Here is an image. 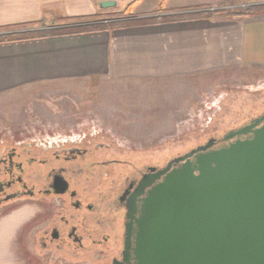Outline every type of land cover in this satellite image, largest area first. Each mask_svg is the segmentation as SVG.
Returning <instances> with one entry per match:
<instances>
[{
    "label": "crops",
    "instance_id": "0c3cea01",
    "mask_svg": "<svg viewBox=\"0 0 264 264\" xmlns=\"http://www.w3.org/2000/svg\"><path fill=\"white\" fill-rule=\"evenodd\" d=\"M100 1L0 0V34L128 22L1 42L0 97L36 83L92 77L110 89H179L181 97L191 79L202 75L247 70L264 79V12L234 18L207 10L241 0H164L162 9L161 0H138L130 13L125 9L134 0H113L109 8L99 7ZM244 1L264 5V0ZM121 10L124 16L115 18Z\"/></svg>",
    "mask_w": 264,
    "mask_h": 264
},
{
    "label": "flooded vegetation",
    "instance_id": "af4514ba",
    "mask_svg": "<svg viewBox=\"0 0 264 264\" xmlns=\"http://www.w3.org/2000/svg\"><path fill=\"white\" fill-rule=\"evenodd\" d=\"M262 114L264 108L236 127ZM25 134L23 139L0 137V220L18 212L14 263L126 264L129 199L151 168L183 153L161 164L143 163L111 157L113 147H122L96 130ZM221 137L211 135L201 144L210 138L221 144ZM142 196H135L137 206Z\"/></svg>",
    "mask_w": 264,
    "mask_h": 264
},
{
    "label": "rangeland",
    "instance_id": "374dc122",
    "mask_svg": "<svg viewBox=\"0 0 264 264\" xmlns=\"http://www.w3.org/2000/svg\"><path fill=\"white\" fill-rule=\"evenodd\" d=\"M253 3L241 0L207 10L235 12ZM122 15L121 10L114 16ZM252 76L241 70L193 77L184 97L179 89H110L95 77L36 83L0 97V137L96 130L122 147H113L111 157L161 164L264 108V79ZM13 214L0 220V264H15L11 247L20 230L18 212Z\"/></svg>",
    "mask_w": 264,
    "mask_h": 264
},
{
    "label": "water",
    "instance_id": "95a60500",
    "mask_svg": "<svg viewBox=\"0 0 264 264\" xmlns=\"http://www.w3.org/2000/svg\"><path fill=\"white\" fill-rule=\"evenodd\" d=\"M220 141L141 177L139 205L126 206V264H264V114Z\"/></svg>",
    "mask_w": 264,
    "mask_h": 264
},
{
    "label": "trees",
    "instance_id": "16d2710c",
    "mask_svg": "<svg viewBox=\"0 0 264 264\" xmlns=\"http://www.w3.org/2000/svg\"><path fill=\"white\" fill-rule=\"evenodd\" d=\"M138 0H134L131 2L125 9L127 13H130L131 8L134 6ZM164 0H161L159 5V9H162V4ZM264 12V5H251L248 6L245 10H239L235 12H225L226 15L230 17H243V16H251L253 14H258ZM128 24L127 21H116V22H107V23H96L91 25H79V26H70V27H62V28H54V29H43V30H33L28 32L21 33H11V34H0V43L1 42H10L17 40H27V39H37V38H47L59 35H67V34H77L84 32H93L100 30H108L117 26H123Z\"/></svg>",
    "mask_w": 264,
    "mask_h": 264
}]
</instances>
